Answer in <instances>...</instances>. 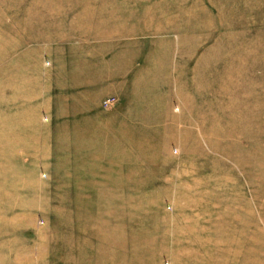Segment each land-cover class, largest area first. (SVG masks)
Segmentation results:
<instances>
[{"label": "rangeland", "instance_id": "1", "mask_svg": "<svg viewBox=\"0 0 264 264\" xmlns=\"http://www.w3.org/2000/svg\"><path fill=\"white\" fill-rule=\"evenodd\" d=\"M0 48V264H264V0H0ZM83 53L121 64L89 135Z\"/></svg>", "mask_w": 264, "mask_h": 264}, {"label": "crops", "instance_id": "2", "mask_svg": "<svg viewBox=\"0 0 264 264\" xmlns=\"http://www.w3.org/2000/svg\"><path fill=\"white\" fill-rule=\"evenodd\" d=\"M6 54V52H0V59L3 57L2 61L5 60ZM115 60V64L109 65L107 62L106 64L100 63L99 65H95L91 63L88 53L77 55L76 63L73 68V77L74 80L77 81V86H73L71 90L72 99L69 102L70 106L68 109H65L66 112H68L67 117L71 119L69 125L74 131V134H90V130L95 125L96 120H101L102 118L103 112L101 111V102L105 96L115 94L120 98L123 97L120 87L107 86L105 83L98 85L96 83L97 79L103 81L105 75L109 71L118 73L121 70L119 60ZM37 68L42 70L43 66ZM8 78L9 77H7V79ZM7 79H3L0 82H6L8 81ZM50 93H53V91L50 90ZM40 94L44 96L49 94L47 82L45 83V88H41ZM54 105L55 104L51 100L40 103L31 101L22 104L14 101L11 102V136H43V139H40L39 144L41 146L43 143L44 151H46L48 123L46 124L42 121L41 113L43 111L46 112L50 121H54L53 113H58V107ZM50 113L53 114V118L50 116ZM99 126L102 125L99 124Z\"/></svg>", "mask_w": 264, "mask_h": 264}, {"label": "built area", "instance_id": "3", "mask_svg": "<svg viewBox=\"0 0 264 264\" xmlns=\"http://www.w3.org/2000/svg\"><path fill=\"white\" fill-rule=\"evenodd\" d=\"M109 102H110V101H109V100H107V101H106V104H107V103H109Z\"/></svg>", "mask_w": 264, "mask_h": 264}]
</instances>
